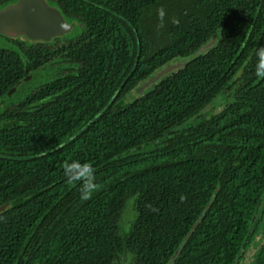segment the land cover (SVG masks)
I'll use <instances>...</instances> for the list:
<instances>
[{
    "label": "trees",
    "instance_id": "1",
    "mask_svg": "<svg viewBox=\"0 0 264 264\" xmlns=\"http://www.w3.org/2000/svg\"><path fill=\"white\" fill-rule=\"evenodd\" d=\"M46 1L75 36L0 44V106L60 71L0 109V264H239L257 236L264 264V0ZM73 161L95 170L89 200Z\"/></svg>",
    "mask_w": 264,
    "mask_h": 264
},
{
    "label": "water",
    "instance_id": "2",
    "mask_svg": "<svg viewBox=\"0 0 264 264\" xmlns=\"http://www.w3.org/2000/svg\"><path fill=\"white\" fill-rule=\"evenodd\" d=\"M73 26L74 22L68 23L59 9L48 4L46 0H15L0 8V35L9 38L24 37L32 40L50 41L54 37L69 34ZM216 40L217 35H215L209 43L201 47L198 53L202 54L205 50L212 47ZM184 65L185 62L179 60L176 63L167 64L137 87L135 93L138 95L144 94L145 90L152 84L157 83L163 77ZM27 80L28 78L25 79V81ZM259 205L260 204H258V206ZM7 206L8 204L0 206V212H3ZM254 218L251 224H253ZM197 224L198 222L194 224L191 230H193ZM190 232L186 238L189 236ZM176 254L172 258H174Z\"/></svg>",
    "mask_w": 264,
    "mask_h": 264
},
{
    "label": "clouds",
    "instance_id": "3",
    "mask_svg": "<svg viewBox=\"0 0 264 264\" xmlns=\"http://www.w3.org/2000/svg\"><path fill=\"white\" fill-rule=\"evenodd\" d=\"M165 15V10L162 7L157 10V16L160 20V26H163V18ZM253 54L256 57L255 74L259 78H264V45L255 48L253 50ZM63 170L64 175L69 183L82 181L80 188L82 200L91 199L93 192L99 190L100 186L94 183L95 170L91 164L85 163L81 165L77 161H73L71 164L65 162L63 164Z\"/></svg>",
    "mask_w": 264,
    "mask_h": 264
},
{
    "label": "rangeland",
    "instance_id": "4",
    "mask_svg": "<svg viewBox=\"0 0 264 264\" xmlns=\"http://www.w3.org/2000/svg\"><path fill=\"white\" fill-rule=\"evenodd\" d=\"M76 34H77V31L72 30L69 34H67V36L73 37ZM58 67H59V65H57L56 68H54L52 66H47V67L40 69L37 72H35L33 75L32 81L25 86L24 90H26L27 88H30V87L31 88L37 87L40 84H44V83L50 81L55 76L56 69H58ZM133 97H134V94L133 95L131 94L130 97H126V101H132ZM221 103L222 102H220L218 106H221L222 105ZM131 201H133V200H130L129 202H127L126 205L128 206V204ZM132 211H133V208H131V207L127 208V216L124 217L125 221L129 220L130 215L132 214ZM260 242H261V239L258 238L252 244V246L244 252L243 257L240 260L239 264H250L252 262L253 255L257 251Z\"/></svg>",
    "mask_w": 264,
    "mask_h": 264
},
{
    "label": "flooded vegetation",
    "instance_id": "5",
    "mask_svg": "<svg viewBox=\"0 0 264 264\" xmlns=\"http://www.w3.org/2000/svg\"><path fill=\"white\" fill-rule=\"evenodd\" d=\"M12 3V2H11ZM9 4V3H8ZM7 5V4H6ZM5 5V6H6ZM2 7H4V6H1L0 8H2ZM62 36H60V37H54L52 40H50V41H44V40H32V39H28V38H24V37H21V38H17V40H19V42L20 43H24V44H19V46H21V47H24V46H31V45H36L37 43H40V42H46V43H49V42H52V41H54L55 39H60ZM9 38V37H5V36H2V35H0V44L2 45V44H5L6 46H8V45H10V46H13V47H17L18 46V44L14 41H11V40H9V39H15L16 40V38H9L8 40L7 39ZM45 68V67H44ZM40 69H43V67L42 68H40ZM40 69H37L36 71H34L30 76H27L26 78H28V80L27 81H25V79L26 78H24L16 87H14V88H12L11 89V91H12V93L11 94H8V96H7V98L9 99V100H11V101H13V102H16V103H18L17 102V98H21V97H24V95H25V93H26V91L24 90V88H25V86L28 84V83H30L31 81H32V79H33V75H34V73L35 72H37L38 70H40ZM57 74H59V72L56 70V73H55V76L53 77V78H55L56 77V75ZM52 78V79H53ZM41 85V84H40ZM39 85V86H40ZM39 86H37V87H39ZM34 88H36V87H33V88H31V89H34ZM14 95H16L15 97H14ZM8 99H3V101H2V105L0 106V109H2V108H5V105H6V102L8 101ZM259 207H260V205H259ZM255 219H256V217L254 218V221H255ZM254 221H253V223H254ZM260 239V237L259 236H257V239ZM256 239V240H257ZM255 240V241H256ZM254 241V242H255ZM253 244V243H252ZM252 244H251V246H252ZM260 244V243H259ZM250 248V247H249ZM248 248V249H249ZM259 248H260V245L258 246V249H257V251L256 252H258V250H259ZM247 249V250H248ZM246 251V250H245ZM244 251V252H245ZM255 252V253H256ZM244 254V253H243ZM255 255V254H254ZM254 255H253V257H254ZM242 257H243V255H242ZM252 262H253V259H252ZM251 262V263H252ZM250 263V264H251Z\"/></svg>",
    "mask_w": 264,
    "mask_h": 264
}]
</instances>
